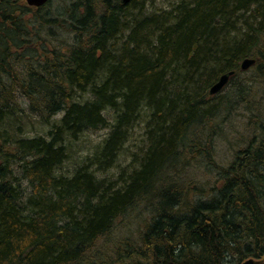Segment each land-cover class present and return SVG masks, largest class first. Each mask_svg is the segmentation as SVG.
<instances>
[{
  "label": "trees",
  "instance_id": "1",
  "mask_svg": "<svg viewBox=\"0 0 264 264\" xmlns=\"http://www.w3.org/2000/svg\"><path fill=\"white\" fill-rule=\"evenodd\" d=\"M51 2L0 1V264L264 260V0ZM245 58L257 63L241 81ZM238 108L233 160L218 164ZM32 117L46 135H25ZM201 163V186L182 180Z\"/></svg>",
  "mask_w": 264,
  "mask_h": 264
},
{
  "label": "rangeland",
  "instance_id": "2",
  "mask_svg": "<svg viewBox=\"0 0 264 264\" xmlns=\"http://www.w3.org/2000/svg\"><path fill=\"white\" fill-rule=\"evenodd\" d=\"M167 2H166V0H147L146 9H147L148 13L153 11V10H156V9H158V10L159 9H166V6L169 5ZM47 8H50L51 11H56L59 8L58 0H52L51 4ZM249 73H250V71L244 72L240 77H238V79L241 81L246 80ZM234 83L235 82H231L223 92L216 95V100H215L216 103L217 102H220V103L223 102L222 95L225 96L228 92H230L237 85V83H235V84ZM88 97L89 96L86 95L85 99H87ZM219 97L221 99H219ZM245 113L246 112L243 108H238L233 113V115H234L233 117H226V115H225L222 118V120H224L223 121L224 128L227 129V140L220 138L218 140V142L216 143L215 154H216V160H217L218 164L220 163L222 165H228L233 160L234 149L232 147V144H233V141L236 139L235 136L236 135L240 136L242 130L244 129V126H245L244 120L246 119ZM62 116L63 115L57 116L56 118H54L53 122H58L62 118ZM39 124L40 123L38 122L37 118L32 117L30 122H27V125H31L32 128L25 135L31 136V137L38 136V135H40V136L46 135V132L49 130V127L48 126L47 127L38 126ZM35 126L37 128H33ZM228 130H233V134H230ZM108 133H109L108 129L89 132V133L85 134L84 136H82L81 140L74 145V148L78 152L80 157H84L86 154H89L91 152L92 148L101 144L103 142V140L106 138ZM141 135H142L141 130L136 131L134 136H133V140H131L130 143L127 145V149L133 145L135 138L140 137ZM125 160L126 159L121 158V159H119L118 162H120L121 165H122V163L124 165L126 163ZM204 165H205L204 163H201L199 166H196V168H194V169L190 168V171L188 172V174H186V176H184V174L181 175L182 177L184 176L182 180L183 181H185V180L190 181L191 179H193L195 177V180H197V182H200L199 184L197 182H195V185L201 186V180H202L201 178L209 176V173L207 171L208 168L207 169L204 168L203 167ZM70 166H71V163L69 161H67L66 167L69 168ZM118 168H120V167H118ZM116 171H117V169L115 168L114 171H111V172L115 173ZM172 171H174V170H167L166 173H169ZM19 176H20V174H19ZM213 181H215V176L213 178ZM214 185H215V183H210V182L208 183V186H210V188ZM21 188L26 190L27 193H30L32 191L30 184L25 180L22 181V187ZM132 219L133 218L130 217L128 220L132 221ZM135 224H136V221H134L128 227L135 230ZM244 261H242L241 264H243Z\"/></svg>",
  "mask_w": 264,
  "mask_h": 264
},
{
  "label": "water",
  "instance_id": "3",
  "mask_svg": "<svg viewBox=\"0 0 264 264\" xmlns=\"http://www.w3.org/2000/svg\"><path fill=\"white\" fill-rule=\"evenodd\" d=\"M48 1L49 0H27L29 5L38 6V7L45 5ZM130 1L131 0H123L125 4H127ZM255 64H256V59L246 58L241 63V69L248 70ZM233 75H235V71H230V72H227L221 75L219 80L211 87L210 94L214 95V94L221 92ZM243 264H261V261H257L255 259H249L245 261Z\"/></svg>",
  "mask_w": 264,
  "mask_h": 264
}]
</instances>
